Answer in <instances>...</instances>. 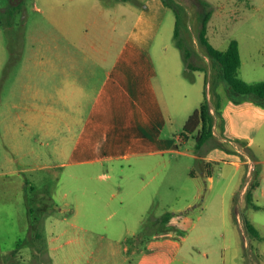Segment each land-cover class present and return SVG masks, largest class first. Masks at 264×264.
Returning a JSON list of instances; mask_svg holds the SVG:
<instances>
[{"label": "rangeland", "instance_id": "374dc122", "mask_svg": "<svg viewBox=\"0 0 264 264\" xmlns=\"http://www.w3.org/2000/svg\"><path fill=\"white\" fill-rule=\"evenodd\" d=\"M172 1L187 61L161 1L0 0V264H264V105L233 101L204 8ZM208 1L210 41L264 81V0Z\"/></svg>", "mask_w": 264, "mask_h": 264}, {"label": "trees", "instance_id": "16d2710c", "mask_svg": "<svg viewBox=\"0 0 264 264\" xmlns=\"http://www.w3.org/2000/svg\"><path fill=\"white\" fill-rule=\"evenodd\" d=\"M166 5L172 7L176 12L175 38L176 43L184 53L186 61L192 55V49L186 44L180 33L181 11L180 5L172 0H164ZM198 3L204 8L201 13V28L198 34L201 45L207 53L213 58L221 68V76L227 83L228 92L234 102L240 103L243 95L251 94L254 100L264 105V81L248 82L238 76V69L241 65V52L238 39H232L229 46L222 50L216 47L208 34V23L212 15L211 3L208 0H198ZM218 109L221 108V102H218ZM198 130L197 144L202 146L214 137V113L208 100L200 108L189 116L185 123L183 136L188 137L189 133ZM256 185L249 184L246 191L248 203L253 202V189ZM248 228L256 234V228L252 223H248ZM40 235V234H39ZM12 264V263H10Z\"/></svg>", "mask_w": 264, "mask_h": 264}, {"label": "crops", "instance_id": "0c3cea01", "mask_svg": "<svg viewBox=\"0 0 264 264\" xmlns=\"http://www.w3.org/2000/svg\"><path fill=\"white\" fill-rule=\"evenodd\" d=\"M157 1H161V4L163 5V6H166L167 7V5H166V3H165V1H162V0H157ZM26 108V110H29V111H36V112H39V111H42V108L40 107V106H36V107H34V108H30V107H25ZM36 118L37 119H30V121L29 122H32L33 124H36V125H39V120H38V118H39V116L38 115H36ZM87 136V129H85L84 131H83V134H82V138H84V137H86ZM79 138V137H78ZM77 148H78V146H77V140H76V142L74 143V146L72 147V152H76L77 151ZM75 153H72V155H74ZM91 161L92 160H94V159H90ZM89 161V160H88ZM76 162H77V160H76ZM236 164H240V162L239 161H234ZM64 163V162H63ZM250 175V171L248 172V176ZM259 184H260V180H259V182H258V184H257V186L254 188V190L259 186ZM248 182L246 183H244L243 184V186H242V194L244 195V197H245V193H246V191H247V189H248ZM254 190H253V194H254Z\"/></svg>", "mask_w": 264, "mask_h": 264}]
</instances>
